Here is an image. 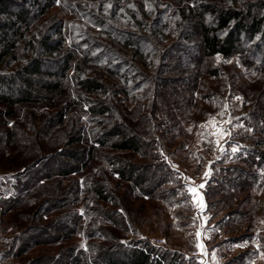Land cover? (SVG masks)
<instances>
[{"label": "rangeland", "instance_id": "374dc122", "mask_svg": "<svg viewBox=\"0 0 264 264\" xmlns=\"http://www.w3.org/2000/svg\"><path fill=\"white\" fill-rule=\"evenodd\" d=\"M37 1L45 2L14 0L13 8L29 9L30 34H56L74 61L55 73L62 94L52 104L19 102L7 115L0 103V137L15 135L0 141V264H65L70 255L81 256V264H109L103 252L121 257L124 248L146 243L169 264H264V53L255 42L230 57L204 55L198 36L188 38L193 27L183 30L181 6L196 0H55L44 14ZM135 17H146L145 30ZM126 31L143 37L148 65L111 60ZM106 61L127 67L126 93L114 67H102ZM77 67L111 84L102 98L141 146L100 140L87 161L62 174L54 158L32 162L96 145L97 122L72 78ZM79 131L67 146L69 133ZM128 163L141 179L119 172ZM12 196L14 207L3 202Z\"/></svg>", "mask_w": 264, "mask_h": 264}, {"label": "trees", "instance_id": "16d2710c", "mask_svg": "<svg viewBox=\"0 0 264 264\" xmlns=\"http://www.w3.org/2000/svg\"><path fill=\"white\" fill-rule=\"evenodd\" d=\"M13 2L14 0H0V103L7 106V110L4 111V114L7 115L12 114L14 105L19 102L30 103L46 99L48 103L52 104L55 98H60L62 85L58 79L54 78V75L56 72L62 74L63 70L66 72L74 61V54L70 53L71 49L65 50L62 47L61 39L57 38L56 34L42 32L38 37L30 34L35 15L27 8L15 10ZM54 2L55 0H45L44 3L37 1L33 4L38 6L37 14H44L53 6ZM256 8L259 11H256ZM181 10L184 16L183 22H186L183 30L193 27V31L188 32V38L192 39L194 35L198 36L204 55L230 57L236 52L242 51L245 43L249 41L255 42L258 49L264 53V0L229 2L228 0H196L185 3L184 6H181ZM207 16L209 20L206 19ZM145 19L146 17L136 18L138 25L135 26H138L140 31L145 30L147 23L144 21ZM118 35L122 44L116 45V49L110 50L111 60L123 59L127 64H130L128 65L130 67L133 60L140 61L141 59L145 64H149L147 62L148 55H146L149 54V49L146 48V43L139 33L129 34V31H126L125 34L118 33ZM157 36L160 38V34ZM122 37L125 38L124 41ZM22 48L27 52L22 56V59H19ZM17 60L18 65L13 67L12 62ZM106 62L105 65L102 64V67L109 66L110 69H112L111 66L114 67L117 77L124 84L126 83L125 91L123 89L126 93L131 85L128 73L122 71L127 67H118L114 63L112 65L110 62ZM79 66L83 65L79 63ZM77 70L79 72L72 78L85 96L84 103L90 104L88 112L94 115L97 122L95 131H92V134L94 133L92 141L95 142L93 144L100 140H103L104 143L113 141V146L116 148L139 150L141 146L139 135L125 131L124 124L114 120V115L110 114L112 111L109 103L102 98V94L110 89L111 84L96 73L82 72V67H77ZM73 96L77 97L75 94ZM72 97L70 95L69 98H63L62 103L57 106L58 117H65L66 110L71 106ZM51 122L52 118L50 117L44 124L46 130ZM79 133L80 131L77 134L69 133L67 146L79 140ZM14 136L13 131L8 130L4 136L0 137V141L10 140ZM116 136L118 137L115 138ZM96 146L97 144L86 148L66 147L56 153L37 155L39 157L32 163L38 164L54 158L57 169H60L62 174H70L79 167L80 163L87 161V156L96 149ZM33 164L31 166H35ZM133 166L134 164L128 163L122 166L119 172L123 175L129 172L131 179H134V176L141 179V176L135 173L136 170ZM94 191L102 197H107L102 187L95 186ZM17 199L12 196L3 202L14 207L13 204ZM102 254L109 264H120L122 261L127 264H169L164 255H159L158 249L151 243H146L141 247L124 248L121 257L109 251ZM39 259L34 258L24 264H37L42 261ZM81 261V256L70 255L65 264H81Z\"/></svg>", "mask_w": 264, "mask_h": 264}, {"label": "built area", "instance_id": "2783aa9c", "mask_svg": "<svg viewBox=\"0 0 264 264\" xmlns=\"http://www.w3.org/2000/svg\"><path fill=\"white\" fill-rule=\"evenodd\" d=\"M162 239H160L159 237H156L154 240H153V243L155 244H158L161 242Z\"/></svg>", "mask_w": 264, "mask_h": 264}, {"label": "snow or ice", "instance_id": "6c2138e0", "mask_svg": "<svg viewBox=\"0 0 264 264\" xmlns=\"http://www.w3.org/2000/svg\"><path fill=\"white\" fill-rule=\"evenodd\" d=\"M200 187H201V188H203V187H204V185H203V184H201V185H200ZM193 191H195V190H193Z\"/></svg>", "mask_w": 264, "mask_h": 264}]
</instances>
